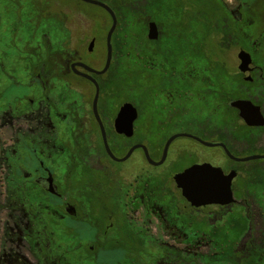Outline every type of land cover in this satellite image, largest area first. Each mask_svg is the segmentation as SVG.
<instances>
[{
    "label": "flooded vegetation",
    "instance_id": "flooded-vegetation-1",
    "mask_svg": "<svg viewBox=\"0 0 264 264\" xmlns=\"http://www.w3.org/2000/svg\"><path fill=\"white\" fill-rule=\"evenodd\" d=\"M228 10L240 35L252 42L236 46L251 53L252 69L242 72L238 64L233 72L224 68L219 77L204 60L202 68L191 69L189 79L160 55L170 34L158 17L143 8L130 11L148 13L142 20L147 31L150 21L159 29L155 40L147 32L144 50V99L149 96L157 109L149 114L137 106L138 85L131 96L116 97L128 77L135 82L125 68V50L114 39L116 29L110 66L99 74L83 64L96 71L104 68L110 27L98 65L91 58L95 45L92 50L89 44L87 49L71 47L70 4L3 0L0 264H264V187L257 184L264 175V158L246 159L264 154V125H248L234 105L250 100L264 116V64L255 56L264 45V29L258 36L253 33L264 19V7L240 1L236 10ZM12 12L13 26L3 33V26L13 21ZM6 34L8 43L3 41ZM53 36L61 43L52 41ZM93 38L96 44L97 34ZM154 75L158 82L150 81ZM96 83L98 114L112 154L93 110ZM126 102L137 109L131 134L116 127ZM182 133L191 136L175 137L164 157L168 140ZM195 144L214 151L217 163L208 157L188 167L210 163L221 168L232 201L193 205L174 178L188 167L171 175L170 186L154 180L171 155L194 153ZM130 160L137 165L128 172L122 164ZM250 200L257 201L256 208ZM256 215L259 224L254 223Z\"/></svg>",
    "mask_w": 264,
    "mask_h": 264
},
{
    "label": "rangeland",
    "instance_id": "rangeland-1",
    "mask_svg": "<svg viewBox=\"0 0 264 264\" xmlns=\"http://www.w3.org/2000/svg\"><path fill=\"white\" fill-rule=\"evenodd\" d=\"M61 1H65L66 3L71 5V39H70L71 47L87 49V46L91 38L97 34L98 38L95 44L96 52L94 56L91 58L96 62V64L100 65L103 62V57L105 53L104 52L105 37L107 30L111 25V19L108 17L106 12L100 9L98 6L88 4L79 0H61ZM102 1L111 5V7L115 10L117 14L118 26L115 31L114 39L117 42V47H120L125 50L124 53L126 55L124 60L125 68L130 70V75L133 76V79L135 81L133 83L132 79L128 77L125 80V84L123 85L121 90L118 91L116 97L117 99L120 98L121 96L129 97L133 94L134 90L140 89L139 92H136L139 93L138 95H140V100H137V106L140 109V111H146V113L148 112L150 114L151 112H154L157 109L154 108L155 104L152 107V102L149 103L150 101L149 96H145L144 99V95L146 94L143 91L144 89L143 83H141L144 74L143 73L144 62H145L144 58L146 54L144 50L149 46V41H148L149 39L147 38V32H148L147 26L142 23V20L146 19L148 13H144L140 11L133 15L131 12H129V18H125L124 25H122V20L120 14L118 13L117 4L123 2V5L125 7H128L127 10L129 11L138 10L142 8L146 10H150V13L155 14V16L158 17L160 23L159 25L161 26V28L164 29L166 33H168L169 31V27H167L168 16L164 17L165 19L162 18L163 16L166 15L165 13H163L165 11L162 10L161 8H156L155 6L157 3L158 5L164 6L165 7L164 9L166 10V5H167L166 1L165 0H151V1L150 0H102ZM223 1L227 8L236 10L237 3L242 0H223ZM258 1L259 0H253L249 4L256 5V7H258L259 5H261V3H259ZM2 2L3 0H0V7L2 6ZM10 15L13 16V21L12 22L9 21L7 25L3 26L2 29L3 33H9L15 21L14 20L15 14L12 12V14ZM260 24H261L260 27L253 32L254 35L258 36L260 32L264 29V19ZM126 25L128 26L127 32H129L131 36L126 37L127 39H124L121 36L116 37V35L120 32H123L124 35L126 34V32L122 29L123 26L126 28ZM36 35L37 38L40 40L41 39L40 32H38ZM58 36L62 38V34H59ZM51 38L52 41H58L59 43H61L62 41L61 38H59L60 40H58L56 36H53ZM3 41H5L4 43H8L10 41V36L6 34L4 36ZM194 43L197 44V46H195L194 48L191 47L189 50L186 49L182 50L181 46L178 45L177 42L165 43V44L162 42V48L164 52L160 55H162L167 61L169 62L173 61L174 64H177L176 66L178 68V71L181 72V76L183 79L190 78L189 75L193 72L191 69H193L195 65H197L198 67L200 66L201 68L203 67L202 63L204 61L203 60L204 52L206 56H209L210 61L214 63L213 66L217 62L216 65H220L224 67L229 72H233L234 68L236 70L237 65L239 64V59L237 57V53L239 49L238 47H236L237 46L236 40L233 39V37L221 41L218 36L212 35L207 38H204L203 40L198 39V41H195ZM151 47H153V49L155 50L153 43H151ZM128 53L131 54L130 57L128 56ZM255 56L257 57L256 59L259 63L264 64V45L260 50L256 52ZM169 79L172 80V77H170ZM221 79L225 80V78H221ZM227 79H232V77ZM150 81L153 83L158 82L159 76L154 75L153 79ZM134 85H138L139 88H135L133 90L132 87ZM89 89L90 88H88V92ZM116 97L114 96V99L112 100L113 103L116 102L117 100ZM141 122H143V120H141ZM179 142H185V140L180 139ZM193 148L195 149L194 153L186 151L184 153L176 155L173 159L171 157L172 155L170 154L171 156L169 157L165 167H163L161 171L157 170L160 171L159 178L157 177L154 180L158 181L156 179H161L162 181L166 182V185L170 186L171 175L176 171H181L184 168L188 167L189 165L196 162H201L202 159L208 157L210 158L209 161L212 164L217 163L214 158L215 156L214 151L207 150L206 148L196 144L193 145ZM137 156L139 155L137 154ZM136 165L137 164L134 161L130 160L127 163L122 164V168L130 172L136 169ZM257 184H259L260 187L261 186L264 187V175L262 176L261 179L259 178V182ZM177 190H178L177 188L172 189L175 195L177 194ZM262 201L264 203V200ZM250 202L252 203L253 207L255 208L257 207L256 200H250ZM254 218H255L254 223L259 224L260 217L256 215L254 216ZM56 249L57 248H55V250Z\"/></svg>",
    "mask_w": 264,
    "mask_h": 264
},
{
    "label": "water",
    "instance_id": "water-1",
    "mask_svg": "<svg viewBox=\"0 0 264 264\" xmlns=\"http://www.w3.org/2000/svg\"><path fill=\"white\" fill-rule=\"evenodd\" d=\"M85 3H89L95 6H99L106 10L112 19V24L107 33V59L105 66L102 70L96 71L90 68L87 65L83 66L91 71L96 73H104L108 70L111 59H112V35L117 27L118 19L113 8L102 0H80ZM148 38L155 40L159 38V29L155 21H150L148 24ZM95 45V38H93L89 43V49L92 50ZM239 70L242 72H248L252 69L251 64L253 58L250 52L245 49H240L238 54ZM89 77V75H86ZM90 78V77H89ZM92 79V78H91ZM96 82V81H95ZM96 94L93 101V110L96 115V118L101 124L102 134L104 137V143L107 148V151L111 153L104 127L102 125L100 116L98 114L97 102L99 97V87L96 83ZM234 105L241 110V116L244 118L248 125H264V116L260 112L259 106L254 105L250 100H237L234 102ZM137 117L136 107L130 103L126 102L122 105L119 110L118 116L116 118V127L119 132H125L127 134L132 133L133 121ZM179 135H188L187 133L176 134L172 136L165 148L164 157L167 153L168 146L170 142ZM204 142V141H203ZM205 144H209L204 142ZM112 154V153H111ZM255 158H264V154L254 155L247 157L246 159H255ZM175 181L177 186L181 188L183 196L189 200L193 205L200 206L205 204L212 203H228L232 201V193L229 188L228 182L225 181L224 176L222 175L221 168L215 167L210 163L203 164H194L182 172H179L175 175Z\"/></svg>",
    "mask_w": 264,
    "mask_h": 264
},
{
    "label": "trees",
    "instance_id": "trees-1",
    "mask_svg": "<svg viewBox=\"0 0 264 264\" xmlns=\"http://www.w3.org/2000/svg\"><path fill=\"white\" fill-rule=\"evenodd\" d=\"M165 1L167 5L165 4L166 10L164 13L166 14V16H168L167 27H169L168 33L170 34V37H168V43L177 42L178 45L181 46L182 50H189L191 47L194 48L195 46H197V44H195L194 42L198 41V39L203 40L204 38H207L209 36L216 35L220 38L221 41L233 37V39L236 40V44L242 47H248L251 44L248 38L240 35L241 31L239 29V25L233 19L223 0ZM242 1H245L249 4L253 0ZM258 2L261 3V5L259 6L264 7V0H259ZM99 8L102 9L101 7ZM127 8L128 7H125L123 5V2L117 4V9L118 13L121 16L122 25H124V19L129 18L130 11L127 10ZM102 10L105 11L104 9ZM123 27L122 29L127 32L128 26L126 25V28ZM203 58L206 63H212L209 56L205 55V52ZM216 64L217 62L214 65V69L219 74V77H221L223 76L222 70L225 69L224 67Z\"/></svg>",
    "mask_w": 264,
    "mask_h": 264
}]
</instances>
